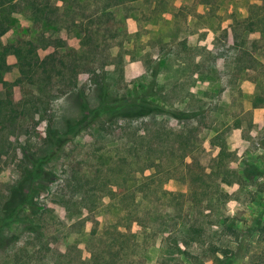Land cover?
I'll use <instances>...</instances> for the list:
<instances>
[{"label":"rangeland","instance_id":"374dc122","mask_svg":"<svg viewBox=\"0 0 264 264\" xmlns=\"http://www.w3.org/2000/svg\"><path fill=\"white\" fill-rule=\"evenodd\" d=\"M71 2L12 0L0 11L11 23L2 45L28 48L30 40L41 59L56 64L49 73L34 67L28 77L12 67L0 88V203L20 177L24 154L45 147L47 125L60 129L77 117L80 92L90 107L97 104L102 77L116 96L153 82V100L197 114L103 119L82 129L46 164L53 178L34 217L41 232L11 226L0 264L264 258V0ZM70 4L80 5L79 20L75 13V21L55 17ZM34 7L43 11L37 18ZM56 52L65 64L52 59ZM217 190L228 194L225 213L243 249L226 257L189 243L184 255L174 245L182 241L177 233L206 220ZM171 192L185 194L183 205ZM225 238L236 246L234 235Z\"/></svg>","mask_w":264,"mask_h":264},{"label":"trees","instance_id":"16d2710c","mask_svg":"<svg viewBox=\"0 0 264 264\" xmlns=\"http://www.w3.org/2000/svg\"><path fill=\"white\" fill-rule=\"evenodd\" d=\"M11 1L12 0H0V11L4 4L7 2L11 3ZM73 1L75 0H72V2ZM123 1L124 0H117L116 4ZM79 7L80 5H77L76 9H74L72 4H70L64 7L62 12H58L57 8L55 9L57 12L55 17L60 19L61 16L66 15L67 19L72 21L74 19L73 16H75L73 13H75L76 17H79L76 18L77 21V19L79 20L81 18L78 11ZM34 9L35 18L38 17L36 14L38 11L43 13V11H40L37 7H34ZM10 28L11 23L9 19L5 16L0 18V37ZM22 41L23 39L20 40V42ZM26 42L29 45L31 44L28 48L22 47L21 43L2 45L0 42V88L9 84L7 79L10 78V69L12 67L16 66L22 77H28V75L32 74L30 71H35L34 67H42V70L48 73L56 69V64L50 63L45 58H40L38 48H36L30 40H26ZM57 53L58 52H56L55 56L52 55V59L65 64V62H63L62 59L60 60L57 56ZM152 85L153 82H150V85L147 86L145 90L142 89L137 94L116 96L109 92L108 85L102 77L98 82V101L95 106L90 107L83 92H80L82 99L79 115L75 118H68L63 128L60 129L52 127L50 124L47 125L44 138L45 147L36 154H24L26 160L25 165L22 167L20 177L17 182L10 187L7 197L0 203V248L13 239V236L8 234V229L13 225H22L30 232H41V225L35 221L34 217L42 209L38 197L53 178V173L45 168L46 164L54 154H57L64 143L73 140V138H75L86 126L103 119L112 121L114 119L141 118L164 113L170 114L175 119H188L197 114L195 111L186 112L183 110H170L153 100ZM253 105L257 106L255 103ZM255 162L254 160L252 163ZM246 178L249 179L251 177L246 176ZM170 194L180 197V205H183L185 201V194L183 192H171ZM214 194L215 201L204 209V211H208L207 214H204L206 220L202 222H192L185 231L177 233L182 238V241L174 245L184 255H189L190 253L186 249L189 243L206 244L209 252L226 257L243 249V244L239 239L240 235L229 220V216L225 213L226 202L228 200L227 192L217 190ZM263 196L264 194L262 197ZM191 201L195 202L196 200L192 198ZM185 207L187 208L185 213H189L190 208L187 206ZM202 209L203 208H199V210ZM261 213L264 214V211H261ZM207 218L210 219L207 220ZM214 223H216V227H214ZM226 231L235 236L234 240L236 246L233 247L228 245V239L225 238ZM259 232L264 233V223L259 228ZM214 240L218 242L216 243ZM232 241L233 240L230 242ZM245 264H264V258L259 255Z\"/></svg>","mask_w":264,"mask_h":264}]
</instances>
